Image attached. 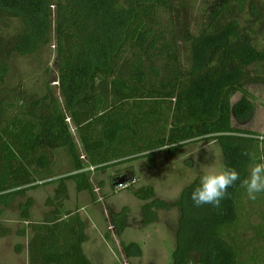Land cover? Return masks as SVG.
Instances as JSON below:
<instances>
[{
    "label": "trees",
    "instance_id": "trees-1",
    "mask_svg": "<svg viewBox=\"0 0 264 264\" xmlns=\"http://www.w3.org/2000/svg\"><path fill=\"white\" fill-rule=\"evenodd\" d=\"M173 4L174 0H0V17L19 19L24 25L15 35L0 34L1 70H7L14 54L34 53L50 44L55 29L65 103L61 108L47 94L32 98L5 121L1 109L12 103L0 94V204L59 183L56 200L50 202L53 209L42 222L30 223V264H94L84 249L86 222L78 210H62L68 179L76 180L78 191L94 193L89 173L142 158L153 168L158 154L175 155L185 145L204 140L217 142L224 166L235 168L241 177L228 188L219 208L194 206L190 195L199 179L175 202L157 198L152 185L133 193L144 201L145 224L156 223L161 209L180 208L170 264H240L238 250L222 229L238 219L240 185L250 165L245 153L254 154L257 162L264 157V134L232 122L252 120L256 106L247 86L264 84V44L255 39L264 21V0H209L201 29L194 32L188 25L179 31L189 48L185 65L174 48L175 36L165 42L167 32L157 25L160 9ZM164 55L171 56L176 67L161 71L153 65ZM238 93L241 98L232 102ZM69 119L88 164L79 157ZM57 150L73 158L68 175L54 166ZM121 173L136 181L132 165ZM33 205L32 197L21 204L26 222ZM111 222L120 236L128 227V214L113 215ZM10 233L0 222V238ZM122 249L129 259L143 255L137 242L123 243Z\"/></svg>",
    "mask_w": 264,
    "mask_h": 264
},
{
    "label": "rangeland",
    "instance_id": "rangeland-1",
    "mask_svg": "<svg viewBox=\"0 0 264 264\" xmlns=\"http://www.w3.org/2000/svg\"><path fill=\"white\" fill-rule=\"evenodd\" d=\"M208 1L174 0L171 9L162 7L157 14L158 27L167 32L165 42L173 40V36L176 38L174 48L181 52L182 65H185L188 59L189 48L182 43L179 31L184 27L186 29L188 25L194 32L201 29L202 22H206L208 16L205 12ZM249 21L244 25L246 26ZM23 27L19 19L0 17L1 35H15ZM259 27L256 28L259 32L256 33L255 39L264 44V21ZM59 64L54 29L50 44L34 53L14 54L8 61L7 70L2 71L0 68V75H4L0 76L3 78V81H0V94L8 104L12 103L9 109H1L5 113V121L30 99L41 98L46 94L53 96L61 108L65 107L59 80ZM149 64L151 65V62ZM153 65L162 71L167 70V66L176 67V62L171 56L164 55L157 56V64L153 62ZM163 74L166 73L162 72ZM247 89L254 96L255 113L247 124L235 125L264 134V84L252 83ZM241 96L242 94L238 93L232 102L238 101ZM68 122L79 145V157L88 164L76 126L71 119ZM53 159L54 166H57L56 170L62 175L70 174L74 168L73 158L66 150H57ZM147 163L148 159L142 158L89 173L94 193L78 191L76 180L68 179V196L62 198L64 201L62 210L63 212L80 210L87 227L84 249L95 264H170L177 245L180 208L174 206L170 209H161L156 223L145 224L142 220L144 201L139 200L133 190L152 185L156 189L157 198L175 202L183 190L196 179L200 180L203 174L225 167L220 145L209 140L185 145L176 155L160 153L155 158L153 168L148 167ZM130 165L136 170V181L128 182L131 184L126 188L118 189L117 186L114 188V178L121 175V172ZM58 188L59 183L42 185L29 190L26 195L17 196L9 204H0V222L11 229L9 235L0 238V264H30L28 252L29 239L32 235L30 223H40L45 219L46 212L53 208L50 202L56 200ZM240 195L237 205L238 219L234 224L224 227L222 234L238 250L240 264H264V193L259 194L255 201L247 198L244 188H241ZM29 197L34 198V205L31 208V220L26 222L21 218V204ZM124 211L128 214V227L117 236L111 217ZM22 229L26 231V235L20 234ZM107 234L111 235L110 238L106 237ZM130 242L141 245L142 256L130 259L126 257L122 244Z\"/></svg>",
    "mask_w": 264,
    "mask_h": 264
},
{
    "label": "clouds",
    "instance_id": "clouds-1",
    "mask_svg": "<svg viewBox=\"0 0 264 264\" xmlns=\"http://www.w3.org/2000/svg\"><path fill=\"white\" fill-rule=\"evenodd\" d=\"M264 140V136L260 137ZM249 157L248 175L241 181L249 200L255 201L259 194L264 193V157L257 158L254 154L245 153ZM239 172L232 167H222L218 171L207 172L200 177V182L190 195L194 206L212 205L219 208L221 201L226 197L229 187L240 180Z\"/></svg>",
    "mask_w": 264,
    "mask_h": 264
},
{
    "label": "water",
    "instance_id": "water-1",
    "mask_svg": "<svg viewBox=\"0 0 264 264\" xmlns=\"http://www.w3.org/2000/svg\"><path fill=\"white\" fill-rule=\"evenodd\" d=\"M131 180L127 177L126 174H123V175H118L114 178V186H119L121 184H125V183H128L130 182Z\"/></svg>",
    "mask_w": 264,
    "mask_h": 264
},
{
    "label": "crops",
    "instance_id": "crops-1",
    "mask_svg": "<svg viewBox=\"0 0 264 264\" xmlns=\"http://www.w3.org/2000/svg\"><path fill=\"white\" fill-rule=\"evenodd\" d=\"M232 122H233V126L237 127V125H235V124H238L237 121H236L235 119H233ZM246 124H247V123H246ZM238 125H245V124H238ZM242 128H244V127H242ZM179 151H180V150H179ZM178 153H179V152H178ZM178 153H177V154H178ZM175 155H176V154H175ZM56 184H57V183H56ZM58 191H59V189H57L56 193H58ZM52 209H53V208H52ZM78 212L81 213L79 209H78ZM84 246H85V244H84ZM93 263H94V261H93ZM94 264H95V263H94Z\"/></svg>",
    "mask_w": 264,
    "mask_h": 264
},
{
    "label": "built area",
    "instance_id": "built-area-1",
    "mask_svg": "<svg viewBox=\"0 0 264 264\" xmlns=\"http://www.w3.org/2000/svg\"><path fill=\"white\" fill-rule=\"evenodd\" d=\"M90 169H91L92 171H94V167H90ZM130 184H131V183L121 184V185H119L117 188H118V189L126 188V187H128Z\"/></svg>",
    "mask_w": 264,
    "mask_h": 264
},
{
    "label": "bare ground",
    "instance_id": "bare-ground-1",
    "mask_svg": "<svg viewBox=\"0 0 264 264\" xmlns=\"http://www.w3.org/2000/svg\"><path fill=\"white\" fill-rule=\"evenodd\" d=\"M118 187V186H117Z\"/></svg>",
    "mask_w": 264,
    "mask_h": 264
}]
</instances>
